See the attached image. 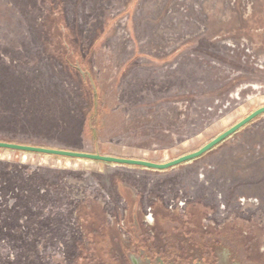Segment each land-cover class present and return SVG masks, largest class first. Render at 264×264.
Instances as JSON below:
<instances>
[{"label": "rangeland", "instance_id": "374dc122", "mask_svg": "<svg viewBox=\"0 0 264 264\" xmlns=\"http://www.w3.org/2000/svg\"><path fill=\"white\" fill-rule=\"evenodd\" d=\"M261 106L264 0H0V140L163 163ZM178 257L264 264V115L165 171L0 149V264Z\"/></svg>", "mask_w": 264, "mask_h": 264}, {"label": "water", "instance_id": "95a60500", "mask_svg": "<svg viewBox=\"0 0 264 264\" xmlns=\"http://www.w3.org/2000/svg\"><path fill=\"white\" fill-rule=\"evenodd\" d=\"M262 115H264V106H261L255 109L254 111H252L246 117H244L239 122L232 125L230 128L226 129L224 132L217 135L215 138H213L208 143L200 147L198 150L181 155L177 158H174L170 161L163 163L153 162L145 159L103 155L100 153L86 152L82 150L26 144V143H19L14 141H5V140H0V149H8V150L20 151L25 153H37V154L58 156V157L87 159L92 161H100L107 164L137 166V167H144L147 169L165 171L201 157L202 155L209 152L214 147H216L217 145H219L220 143H222L223 141H225L226 139H228L229 137H231L239 130L244 128L246 125H248L256 118Z\"/></svg>", "mask_w": 264, "mask_h": 264}, {"label": "trees", "instance_id": "16d2710c", "mask_svg": "<svg viewBox=\"0 0 264 264\" xmlns=\"http://www.w3.org/2000/svg\"><path fill=\"white\" fill-rule=\"evenodd\" d=\"M89 81V82H88ZM88 81H86V83L87 84H89V85H87L89 88H91V86H92V83H91V80H89L88 79ZM95 106L92 108V110H91V115H93L94 113H95ZM81 208H82V206L80 205V206H77L76 207V220L80 223V227L82 228V229H84V227H85V224H83V221H85V219L87 218L85 215H84V213L82 212V210H81ZM88 212V211H87ZM90 215H92L93 214V211H92V209L91 210H89V212H88ZM94 226L96 225V224H93Z\"/></svg>", "mask_w": 264, "mask_h": 264}, {"label": "flooded vegetation", "instance_id": "af4514ba", "mask_svg": "<svg viewBox=\"0 0 264 264\" xmlns=\"http://www.w3.org/2000/svg\"><path fill=\"white\" fill-rule=\"evenodd\" d=\"M185 257H181V258L178 257V261L176 262V264H203L201 260L196 261V259H192V257L191 258H185ZM204 264H207V263H204Z\"/></svg>", "mask_w": 264, "mask_h": 264}]
</instances>
